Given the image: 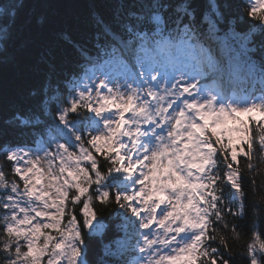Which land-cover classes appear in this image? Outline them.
<instances>
[{"label":"snow or ice","instance_id":"1","mask_svg":"<svg viewBox=\"0 0 264 264\" xmlns=\"http://www.w3.org/2000/svg\"><path fill=\"white\" fill-rule=\"evenodd\" d=\"M247 3L244 14L259 23L237 31L240 16L228 0H114L118 28L93 13L95 47L109 57L103 64L64 36L82 63L65 81L64 101L60 84L42 89L55 134L35 150L18 145L2 153L11 176L0 165V264H230L226 233H239L225 217L242 216L245 199L239 157L252 170L254 144L264 154V0ZM22 6L0 14V51ZM113 63L123 84L106 71ZM208 78L211 85L200 86ZM250 82L262 85L259 96L245 87ZM94 202L116 205L125 239L105 240L108 224ZM94 243L101 252L95 262ZM246 250L249 264H264L259 232Z\"/></svg>","mask_w":264,"mask_h":264},{"label":"trees","instance_id":"2","mask_svg":"<svg viewBox=\"0 0 264 264\" xmlns=\"http://www.w3.org/2000/svg\"><path fill=\"white\" fill-rule=\"evenodd\" d=\"M196 2L201 6L207 4V0ZM228 3L232 5V13L240 16V22L236 25L237 31H245L249 25L259 23L244 14L249 7L247 0H228ZM16 5L23 6L17 9L15 24L10 27L11 38L6 52L0 51V165L9 176L11 162L4 160L3 152L18 145L34 150L38 147L36 141L48 139L50 131L55 134V112L46 115L43 110L42 101L45 95L42 89L45 84L49 81L53 85L60 84V99L64 101L69 95L65 81L80 71L78 65L82 63L81 56L74 44L65 40L64 36L67 35L76 45L87 49L99 63L109 57L95 47L94 37L99 29L93 13H99L113 27L118 28L113 20L114 0H0V14ZM227 27V24L221 25L220 35L224 34ZM208 43L205 41V46ZM212 47L215 48L216 45L213 43ZM259 57L260 53L257 52L253 59L259 63ZM254 83L257 82H250ZM261 87L262 85L257 86L256 91H260ZM34 92L36 95H33ZM53 94L51 90L47 93L49 97ZM50 105L54 109L56 102L50 101ZM18 115L32 123L21 125L16 119ZM37 117L40 123H35ZM69 119H76V114L70 113ZM251 127L255 136L256 123L252 122ZM239 163L245 192L243 215L225 217L229 229L234 225L239 233V239H234L231 231L226 233L229 252L225 254V259H230V264H249L246 245L250 242L253 231L259 232L264 239V154L260 152L258 142L254 144L251 158L253 169L247 168L243 155L239 157ZM230 192V187H224L226 197ZM68 207L71 208L72 205L69 204ZM81 207L80 204L75 206L78 219H81ZM92 207L97 218L108 224L106 241L125 239V231L117 228L124 221L117 215L115 204L101 205L94 202ZM232 209L234 212L240 211L239 203L233 204ZM133 232L129 225L127 239L131 244H134L131 237ZM214 246L219 247L218 244ZM221 251H224L222 247ZM100 256L99 245L94 243L89 251V259L95 262ZM46 260L47 258L42 264H46Z\"/></svg>","mask_w":264,"mask_h":264},{"label":"rangeland","instance_id":"3","mask_svg":"<svg viewBox=\"0 0 264 264\" xmlns=\"http://www.w3.org/2000/svg\"><path fill=\"white\" fill-rule=\"evenodd\" d=\"M255 3V2H254ZM110 66V65H109ZM109 66L107 67V69L109 68ZM111 66H113V65H111ZM117 68H119V66L118 65H116L115 67L113 66V68L112 69H114L115 70V72H112L111 70L112 69H106V71H108V73H109V76H110V78L112 79V80H115V81H117L119 84H123V82H124V80H125V75L119 70H117ZM135 71H137V72H139V69H135ZM96 77H100V73L99 72H97L96 73ZM94 80H96V78L94 77ZM86 81V82H85ZM84 82H85V84H88L89 82L87 81V80H85ZM96 82L98 83V80H96ZM207 84H205V83H200V86H206ZM108 87H113V85L112 84H109L108 85ZM102 91L105 93V94H107V89H102ZM82 206V205H81Z\"/></svg>","mask_w":264,"mask_h":264},{"label":"bare ground","instance_id":"4","mask_svg":"<svg viewBox=\"0 0 264 264\" xmlns=\"http://www.w3.org/2000/svg\"><path fill=\"white\" fill-rule=\"evenodd\" d=\"M246 85H253V86H256V83H254V84H250V83H249V84H246Z\"/></svg>","mask_w":264,"mask_h":264}]
</instances>
